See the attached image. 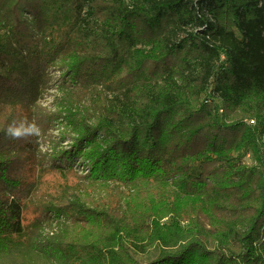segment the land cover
I'll return each instance as SVG.
<instances>
[{
    "label": "trees",
    "instance_id": "16d2710c",
    "mask_svg": "<svg viewBox=\"0 0 264 264\" xmlns=\"http://www.w3.org/2000/svg\"><path fill=\"white\" fill-rule=\"evenodd\" d=\"M53 122L76 137L46 167L90 186L33 200ZM0 264H264V0H0Z\"/></svg>",
    "mask_w": 264,
    "mask_h": 264
},
{
    "label": "rangeland",
    "instance_id": "374dc122",
    "mask_svg": "<svg viewBox=\"0 0 264 264\" xmlns=\"http://www.w3.org/2000/svg\"><path fill=\"white\" fill-rule=\"evenodd\" d=\"M180 37H183V35H180ZM188 48L189 45H187L185 50H187ZM186 55L187 53L183 52L181 56L179 53L174 57L176 62L173 65V70H177L179 74L180 62ZM191 57L192 56H190V58ZM148 65L150 69L155 68L151 63H149ZM185 67L186 66L184 64L183 70L185 69ZM50 73L53 79L52 84H50L46 93L42 97L40 105L48 111L56 112L60 108L59 105L62 104L61 100L66 96L69 97V95L66 91L59 90L58 88L62 81L60 71L57 69H52ZM89 98L90 94L86 95L85 93L81 92H73V95L71 97L74 104H76V109L82 108V106L85 104L84 102ZM79 104H81V106ZM177 118L178 116L176 117V119ZM232 120L233 119L229 120V123H231ZM61 121L62 120H60L59 122ZM31 131L35 134L38 143V148L31 149L28 154L29 160L32 163L31 178L35 179L38 176V178H40L41 180L39 189L33 194V200L43 199L47 196L48 193H50V196L55 195L60 192L61 188H75L84 190L87 186H90V182L84 179V177L89 175L88 172L90 170V163L85 160L84 157L78 158L76 161H73L72 164L69 165V168H67L64 172L58 171L57 169H53L51 167H46L50 166V158L52 156L62 153L63 151L70 150L73 138H75L76 135L68 137V135H66L65 126L59 124L58 122H53L46 133H43L38 127L31 129ZM225 136L229 137V141L232 142L235 139L236 134H226ZM41 156H43V159L41 158ZM245 162L248 165L253 164L252 158L250 156H248ZM109 185L113 190V198H111L112 204L115 205L114 207L116 208V210L123 212L125 210V203L129 198V190L121 186V184L117 181H113ZM85 194L89 195L93 200L97 202H108V197L106 196V193L103 191L102 187L88 188L85 191ZM31 217L32 214L28 216L29 219ZM52 231L54 234L57 231V228H53Z\"/></svg>",
    "mask_w": 264,
    "mask_h": 264
},
{
    "label": "clouds",
    "instance_id": "9594fccd",
    "mask_svg": "<svg viewBox=\"0 0 264 264\" xmlns=\"http://www.w3.org/2000/svg\"><path fill=\"white\" fill-rule=\"evenodd\" d=\"M22 123H26V121H24ZM30 126H32V125H30ZM6 135L10 139H22V138H25V137L21 136V134L19 132V128L17 127V122L16 121H12V123H10L8 125V128L6 130Z\"/></svg>",
    "mask_w": 264,
    "mask_h": 264
}]
</instances>
